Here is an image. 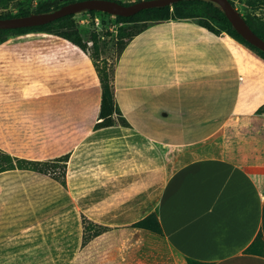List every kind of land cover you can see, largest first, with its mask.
Returning a JSON list of instances; mask_svg holds the SVG:
<instances>
[{
    "label": "crops",
    "instance_id": "obj_1",
    "mask_svg": "<svg viewBox=\"0 0 264 264\" xmlns=\"http://www.w3.org/2000/svg\"><path fill=\"white\" fill-rule=\"evenodd\" d=\"M35 33L63 40L93 66L95 113L84 132L75 131L79 135L71 148L58 145L50 156L69 154L66 188L43 174L12 170L38 174L57 191L35 196L39 209L33 205L34 211L27 210L20 231L14 228L17 214L0 219L9 237L2 240L0 232V264H67L64 250L81 249L84 213L70 183L85 175L94 178L92 170H101L103 163L109 170V235L148 234L137 242L142 249L137 257L125 252L112 264H264V165L233 162L226 155L225 127L242 115L244 77L232 68L225 42L189 21L159 22L135 35L121 52L113 81L115 104L126 124L95 129L101 85L85 52L45 31L10 35L0 47ZM40 56L41 68H59V73H41L31 77L33 82L41 80L43 90L57 82L59 90L66 63ZM34 58L23 61L34 64ZM71 59L75 83L82 80L76 69L81 60ZM71 102L80 115L82 99ZM151 213L157 216L160 235L129 228ZM40 215V221L35 219ZM23 234L31 239L20 240ZM22 249L34 254L25 255ZM146 249L153 251L152 262Z\"/></svg>",
    "mask_w": 264,
    "mask_h": 264
},
{
    "label": "rangeland",
    "instance_id": "obj_2",
    "mask_svg": "<svg viewBox=\"0 0 264 264\" xmlns=\"http://www.w3.org/2000/svg\"><path fill=\"white\" fill-rule=\"evenodd\" d=\"M68 1L70 0H0V17L19 15L24 12L35 13L43 6L54 8ZM119 1L134 3L139 0ZM233 2L245 19L264 20V0H233ZM170 10H173L172 7ZM95 16L100 19L101 25L96 26ZM145 17V14H141L139 18L145 19ZM174 21L197 23L196 19ZM156 23L159 22H147L145 25L140 22L124 23L118 21L116 16L102 13L94 15L85 11L74 14L67 21L53 25L51 30L60 33L77 31L85 46V54L93 59L98 68H105L109 82L114 87L115 70L121 52L143 26L148 28ZM38 36L35 33L27 37L12 38L0 47V148L14 157L47 161L54 158L50 156L57 152L58 145L71 148L79 135L75 131L84 132L90 125L94 119L93 99L97 86L95 76L91 71L93 66L87 63L80 51L63 40L47 35ZM217 36L227 46L232 68H238L244 77L241 85L242 115L233 116L225 127L226 155L233 162L264 165V59L255 50L239 43L225 32ZM3 38L10 37L0 34V41ZM64 51L66 57H63ZM40 55L50 56L55 64L66 63L64 71L66 80L62 77L65 83L62 81L60 83L61 86L64 84L61 87L62 91L61 88L57 89V82L50 83V90H43L44 83L42 84L41 80L33 82V76L41 75V73L51 77L59 73L57 72L59 68H51V66L41 68L43 57L40 58ZM33 56L39 57L34 58ZM74 57L81 60V63L76 64V69L80 68L79 77L82 78L81 81L76 79L75 83L74 73H71L73 69L71 58ZM31 58L35 59L34 64H30L29 61L27 65L23 61L24 59L25 61L31 60ZM12 78L14 85L10 83ZM71 98L82 99L80 115L77 110L75 111L77 106L71 102ZM59 101L64 103H58ZM117 119L116 121L119 120ZM75 158L76 155L70 161L69 178L71 181L74 179L72 171ZM103 158H105V153ZM99 170H92L94 178L85 175L74 180L70 186L73 193L76 196L79 195L83 212L88 214L86 216L82 213V215L94 222L109 226V170L105 169L104 163L102 169ZM12 179L14 184L10 182ZM16 179L21 180L16 181ZM7 182L10 184H6ZM54 186L53 182L49 183V180L39 177L38 174L19 171L0 173V219L9 214H17L18 223H14V228L20 231L25 226V220L22 222L20 220L28 211L35 210L36 202L33 200L35 196L38 198L46 191H57L54 190L57 188ZM67 189L69 190L68 187ZM37 207L36 210L39 209ZM41 216H36L35 219L40 221ZM4 228L3 225L0 226V232H4L1 234L2 240L9 239L8 232ZM131 232L123 235H109L108 229L92 237L93 228L87 230L85 234L87 241L80 250L75 248L64 250L66 263L112 264L114 260L124 256L125 252L131 258H135L142 250L138 249L137 242L146 240L148 234ZM26 238L31 239L23 234L20 240L25 241ZM127 242L133 245L127 247ZM149 250L153 252L152 249H146V257L147 261L152 262L154 256L152 253L149 256ZM20 251L31 257L34 254L32 249ZM62 251L59 250L60 253ZM141 253L144 255V250Z\"/></svg>",
    "mask_w": 264,
    "mask_h": 264
},
{
    "label": "trees",
    "instance_id": "obj_3",
    "mask_svg": "<svg viewBox=\"0 0 264 264\" xmlns=\"http://www.w3.org/2000/svg\"><path fill=\"white\" fill-rule=\"evenodd\" d=\"M75 1L80 0H70L60 6H56L54 8H46L43 6L39 11L35 13H21L19 15L14 16H1L0 19L5 18H13V17H21V16H29L32 14L38 13H48L54 11L65 4H69ZM121 4L129 5L132 3H123L119 0H115ZM140 1V0H139ZM231 4L235 7L233 0H229ZM172 7V11L170 10ZM236 8V7H235ZM90 14H97L101 12L97 11H89ZM104 14V13H103ZM141 14H145V19L139 18ZM73 15H68L63 18L57 19L54 22L34 27H25L20 29L13 30H0V34H3L4 37L10 35H23L27 33L33 32H49L53 33L59 37L66 39L71 42L78 48H80L83 52H85V46L82 42V38L77 31H73V33H60L51 30L52 26L60 23L62 21H67ZM116 19L120 22L124 23H143L144 25L147 22H163L168 20H182V19H196L197 23L207 29L209 32L219 35L221 32H225L231 38L235 39L241 44L255 50L258 54L262 56L264 59V52L260 51L256 47L252 46L248 42H246L232 27L226 16L224 15L222 9L215 3L210 2L208 0H182L172 4L171 6L158 7L145 9L140 11L139 13L129 16V17H121L116 16ZM245 19V18H244ZM247 24L253 30L255 34H257L260 38L264 39V20L255 21L250 18L245 19ZM147 26H143L141 30H139L135 35L139 34L143 30L146 29ZM5 39L0 41L3 42ZM86 53V52H85ZM91 58V57H90ZM97 75L100 80L101 85V103L98 114V122L95 124V129L107 128L116 125L126 124L119 110L115 104V96H114V87L109 82L108 74L105 68H98L93 59L91 58ZM117 117V118H115ZM116 119L118 121H116ZM69 160V154H64L62 156L47 160V161H39V160H29L25 158H18L11 156L9 153L4 152L0 149V173L4 171H12V170H21V171H31L39 174L46 175L58 182L61 186L66 188L65 182V174L67 168V162ZM82 246L87 241V237L85 236L87 230H91L93 228L94 234L92 237H96L101 233L106 232L109 226L104 224H100L94 222L84 215H82ZM130 227L137 229H145L149 230L153 233L161 234V227L158 222L157 216L155 213H151L147 215L145 218L133 223Z\"/></svg>",
    "mask_w": 264,
    "mask_h": 264
},
{
    "label": "water",
    "instance_id": "obj_4",
    "mask_svg": "<svg viewBox=\"0 0 264 264\" xmlns=\"http://www.w3.org/2000/svg\"><path fill=\"white\" fill-rule=\"evenodd\" d=\"M182 0H141L129 5L115 0H80L65 4L60 8L48 12L29 16L0 19V30H13L25 27L41 26L68 15L85 11L103 12L112 16L129 17L145 9L171 6ZM217 4L236 32L249 44L264 52V39L253 32L244 17L229 0H208Z\"/></svg>",
    "mask_w": 264,
    "mask_h": 264
},
{
    "label": "built area",
    "instance_id": "obj_5",
    "mask_svg": "<svg viewBox=\"0 0 264 264\" xmlns=\"http://www.w3.org/2000/svg\"><path fill=\"white\" fill-rule=\"evenodd\" d=\"M87 13H89V11H86ZM102 14H103V12H101ZM104 14H106V13H104ZM96 15V14H95ZM109 15V14H108ZM100 19L98 18V17H94V21H95V23H96V26L97 25H101V22L99 21Z\"/></svg>",
    "mask_w": 264,
    "mask_h": 264
}]
</instances>
